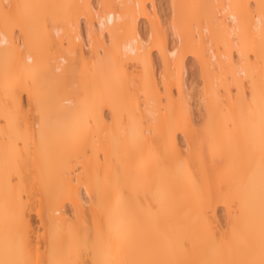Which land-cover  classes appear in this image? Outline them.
I'll use <instances>...</instances> for the list:
<instances>
[{
	"label": "bare ground",
	"instance_id": "bare-ground-1",
	"mask_svg": "<svg viewBox=\"0 0 264 264\" xmlns=\"http://www.w3.org/2000/svg\"><path fill=\"white\" fill-rule=\"evenodd\" d=\"M170 6L0 0V264H264V0Z\"/></svg>",
	"mask_w": 264,
	"mask_h": 264
},
{
	"label": "rangeland",
	"instance_id": "rangeland-1",
	"mask_svg": "<svg viewBox=\"0 0 264 264\" xmlns=\"http://www.w3.org/2000/svg\"><path fill=\"white\" fill-rule=\"evenodd\" d=\"M155 3H156V11H157V13H158V15L161 17V19L160 20H162V22H166V24L165 23H163L164 24V26H166L167 25V27H164V28H166V29H168V27L170 26V24L172 23V21H173V11L171 10V6H170V0H155ZM146 20H143L141 23H142V26H141V30L143 29V33L145 32H148L147 31V29H146V26H145V22ZM47 22H49V21H47ZM170 23V24H169ZM146 29V30H145ZM168 31V30H167ZM169 33V35H172V33L170 32V31H168ZM144 33V34H145ZM147 34V33H146ZM145 34V35H146ZM169 38H170V40L173 42H175V40H176V38L174 37V35H172V36H169ZM173 39V40H172ZM218 45H220V44H218ZM218 47H221V46H218ZM217 47V48H218ZM223 47V46H222ZM225 48V47H224ZM234 48H236V47H234ZM233 48V49H234ZM219 49H222V48H219ZM88 49H86V52H88L87 51ZM223 50V49H222ZM235 50V49H234ZM234 50H232L233 51V54H235V52H234ZM156 55H157V53L155 52L154 54H153V58H155L156 59ZM234 56V55H233ZM251 57H252V55H251ZM235 59H236V56H235ZM233 60H234V57H233ZM153 61H154V59H153ZM236 61V60H235ZM194 62V60H193V58L192 57H187V59H186V66H187V68H189L190 70H192L194 67H195V63H193ZM154 64L155 65H157V64H159V60H158V58L154 61ZM188 69V70H189ZM189 70V71H190ZM190 73V72H189ZM194 77H195V75H193ZM193 76H192V74H190L188 77L190 78V80H191V78H193ZM188 78V79H189ZM196 78V77H195ZM195 80V79H194ZM196 90H194V92H195ZM197 97H196V96ZM199 98V96H198V94H197V91H196V93H193L192 94V103H193V110H194V114L196 115L195 117L197 118V122H199V123H197L198 125L199 124H201L202 123V118H201V114L203 113V106L200 104V100L198 99ZM23 99H24V102H25V105H27V100H26V95H23ZM32 111V112H31ZM30 112H29V114H28V112H27V116H29L30 115V117H32L33 118V115H35V113H34V111L33 110H31ZM33 113V114H32ZM106 113H108V111L106 112ZM32 114V115H31ZM29 117V118H30ZM32 118H30L31 119V121L32 120H34V119H32ZM201 121V122H200ZM38 199V197H35L34 198V200L36 201ZM223 208L222 207H220L219 208V210H218V216H219V218H220V220L224 223L225 222V217H224V211L222 210ZM31 219H32V227H33V231H34V236L35 237H37V238H39V242H40V245H41V250H43L44 249V242H43V239H42V237H41V234L43 233V227H42V225H41V223H40V221H39V219H38V217H37V214L35 213V211H33L32 212V214H31Z\"/></svg>",
	"mask_w": 264,
	"mask_h": 264
}]
</instances>
